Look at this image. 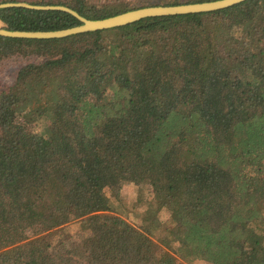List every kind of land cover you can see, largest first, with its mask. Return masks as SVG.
Wrapping results in <instances>:
<instances>
[{
    "label": "trees",
    "instance_id": "16d2710c",
    "mask_svg": "<svg viewBox=\"0 0 264 264\" xmlns=\"http://www.w3.org/2000/svg\"><path fill=\"white\" fill-rule=\"evenodd\" d=\"M139 2L32 4L100 19ZM0 21L80 24L20 6ZM18 56L32 60L0 90V264H264V0L63 38L0 36V61ZM125 182L152 190L138 227L111 207ZM72 221L86 232L76 241Z\"/></svg>",
    "mask_w": 264,
    "mask_h": 264
},
{
    "label": "water",
    "instance_id": "95a60500",
    "mask_svg": "<svg viewBox=\"0 0 264 264\" xmlns=\"http://www.w3.org/2000/svg\"><path fill=\"white\" fill-rule=\"evenodd\" d=\"M243 1L245 0H209L194 3L149 5L132 8L127 11L100 19L85 18L79 15L73 9L63 5H39L23 2H4L0 3V8L20 6L31 9H51L65 11L75 16L80 21V24L56 30H11L6 28L0 21V36L27 39L63 38L88 31H97L119 27L147 17L181 15L219 10L241 3Z\"/></svg>",
    "mask_w": 264,
    "mask_h": 264
},
{
    "label": "rangeland",
    "instance_id": "374dc122",
    "mask_svg": "<svg viewBox=\"0 0 264 264\" xmlns=\"http://www.w3.org/2000/svg\"><path fill=\"white\" fill-rule=\"evenodd\" d=\"M10 2H23V3H34V2H45L47 0H4ZM167 0H144V2L136 3L135 5H157L166 4ZM1 25V22H0ZM32 57H11L6 60L0 61V90L9 87L15 78L16 71L22 65L30 62ZM264 169V168H263ZM110 196V191H107ZM152 190L147 185H136L131 182H125L119 186L116 195H112L111 207L114 209L113 213L124 220H126L131 225L138 227L141 222V215L144 211L146 204L152 199ZM168 213L166 211H161L160 219L166 220ZM66 232L72 241H76L80 236L86 234L82 231L79 226L78 221H72L65 226ZM159 249L166 250L164 247H158ZM168 250V249H167ZM170 251V250H168ZM177 264H208L202 259H181L177 258Z\"/></svg>",
    "mask_w": 264,
    "mask_h": 264
}]
</instances>
